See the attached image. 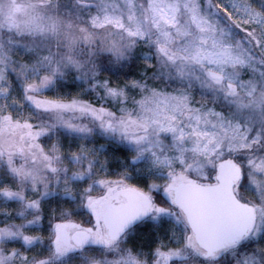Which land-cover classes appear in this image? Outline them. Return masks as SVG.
I'll return each instance as SVG.
<instances>
[{
    "label": "snow or ice",
    "instance_id": "1",
    "mask_svg": "<svg viewBox=\"0 0 264 264\" xmlns=\"http://www.w3.org/2000/svg\"><path fill=\"white\" fill-rule=\"evenodd\" d=\"M0 264H264V0H0Z\"/></svg>",
    "mask_w": 264,
    "mask_h": 264
}]
</instances>
